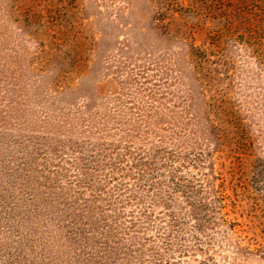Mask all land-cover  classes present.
I'll use <instances>...</instances> for the list:
<instances>
[{"label":"rangeland","instance_id":"1","mask_svg":"<svg viewBox=\"0 0 264 264\" xmlns=\"http://www.w3.org/2000/svg\"><path fill=\"white\" fill-rule=\"evenodd\" d=\"M0 264H264V0H0Z\"/></svg>","mask_w":264,"mask_h":264}]
</instances>
